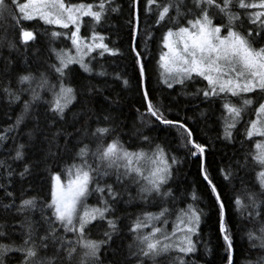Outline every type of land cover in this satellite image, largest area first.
<instances>
[{
  "label": "snow or ice",
  "instance_id": "obj_1",
  "mask_svg": "<svg viewBox=\"0 0 264 264\" xmlns=\"http://www.w3.org/2000/svg\"><path fill=\"white\" fill-rule=\"evenodd\" d=\"M128 7V47L143 108H136L130 129L113 114L119 102L88 79L108 76L103 59L123 55L99 30L121 13L116 0H0V98L20 106L15 119L9 117L10 123L0 129V147L8 153L0 160V209L13 217L0 223V264H105L102 250L106 253L122 231L116 214L121 203L143 207L128 214L126 253L111 264H196L201 245L205 254L210 251L202 236L205 213L194 203L196 192L188 197L193 203L178 206L171 183L182 160L151 135L158 129L174 130L185 155L197 158L198 175L218 209L222 260L235 264L236 234L211 176L209 145L194 137L186 123L191 117L170 116L181 94L207 104L219 101L217 139L236 143V130L243 127L241 147L245 141L250 147L235 170L229 165L219 174L225 182L238 179L241 184L242 194L231 204L245 225L240 231L249 250L257 253L245 264H264V0H131ZM32 21L48 26L43 29L49 37L44 51L34 47ZM85 23L89 30L82 34ZM60 38L71 47L52 46ZM153 41L159 83L173 92L174 85L182 90L170 92L167 101L153 97L147 87L146 61ZM4 49L8 55H2ZM12 53L27 56V67H14ZM113 78L124 88L130 85L121 74ZM81 79L88 82L78 90L74 81ZM197 80L202 85L194 92L183 91ZM96 96L107 104L99 112L89 108ZM81 100L80 110L74 111ZM37 136L40 156L29 159ZM57 161L59 171H53ZM41 168L47 171V197L26 195L23 182ZM241 173H251V179ZM90 197L95 205H89ZM149 205L156 210H148ZM96 221L105 227L99 238H92Z\"/></svg>",
  "mask_w": 264,
  "mask_h": 264
},
{
  "label": "trees",
  "instance_id": "obj_2",
  "mask_svg": "<svg viewBox=\"0 0 264 264\" xmlns=\"http://www.w3.org/2000/svg\"><path fill=\"white\" fill-rule=\"evenodd\" d=\"M120 5L122 11L119 14H113L110 17L109 23H106L103 28L99 29L101 32L109 36L107 41L110 46H116L121 49L123 55L116 57L106 56L102 63L104 69L109 74L104 78H88L91 83L102 87L104 89V95L110 96L112 99L117 100L118 105L113 107V114L119 115L124 121L127 127L130 129L133 123L136 121L137 113L136 108L140 107L141 111V96L137 89V78L133 70V57L130 54L128 47L129 36H128V25L127 20L130 17V9L128 5L131 0H116ZM219 17H217L215 22H219ZM109 24H114L116 27L112 28ZM30 26L36 29L37 41L34 45L35 48H39L44 51L49 45V37L43 35V29L45 26L43 24H38L37 21L30 22ZM247 26V25H246ZM63 31V30H61ZM159 35V33H157ZM52 46L55 47H66L65 43H59L57 41L52 42ZM158 48L156 41L151 44V53L149 60L146 61L147 67V87L153 97L160 98L164 97L167 101L168 94L172 92L173 95L180 93L182 90L179 85H174L175 91L167 89L164 85L159 83V69L156 65V59L158 58ZM2 55H8L6 49L2 50ZM14 59V67L24 68L27 64L23 60L28 59L27 56H23L18 53H12ZM96 63V62H95ZM94 63V64H95ZM34 66V65H33ZM79 71L78 66H73ZM121 74L130 81V85L124 88L120 81L115 80L113 77L115 74ZM83 78L86 76L84 73H80ZM88 79H81L74 81L78 90L82 83H87ZM202 85V82L197 81L189 82L187 87L183 89L185 92H194L198 87ZM177 100L179 103H174L170 116L172 118L180 117H191L187 119L186 123L190 126L194 133V137L199 142H203L209 145L207 162L211 171V176L213 181L217 184L219 191L222 193L224 203L226 206V219L229 222L230 227L236 234L235 240V254L234 260L235 264H245V261L249 258L254 259L257 255L256 252L250 251L248 248V243L246 238L243 237V233L240 231L245 225L240 222V219L235 211L234 206L231 204V200L234 196L239 193L241 188L240 181L238 179L233 180L231 183L225 182L219 174L220 168H228L229 165L235 170L236 161L242 159L243 152L250 147L248 141L244 142L243 148L241 147L240 141L243 139L241 133L243 132V127L238 126L236 130V143L229 144L223 140L217 139V135L220 131L218 117L219 112V101L215 104L202 103L193 97H185L184 95H178ZM82 100L80 104H76L74 111H79L81 108ZM107 107V104L103 101L101 96H96L94 101L89 104L90 109H94L99 112L101 108ZM20 111L19 104H13L9 106L3 98H0V129H2L6 124L10 123L9 117L13 120L16 114ZM251 111V110H250ZM41 120H43L44 112L43 107L39 109ZM201 112H207L204 116H201ZM245 119H249L248 117ZM68 131H73L71 127H68ZM157 138L158 142L163 143L166 148L172 150V152L181 158L182 163L178 166L177 174L171 183V187L176 195L179 197L178 206L183 207L187 203H193L188 197L190 193L196 192L199 197L196 206L202 208L205 215L202 222V236L203 240L208 242V247L210 251L206 254L203 250V245H201V250L196 254L194 259L196 264H224L222 257L225 255V250L222 247V240L218 238V209L215 207L213 199L210 194V190L207 189L205 182L198 175V161L197 158H188L185 155V150L179 147L177 143V136L174 130H163L154 131L151 133ZM21 140L26 138H20ZM126 143L132 145L131 142ZM60 143H63L61 138ZM11 144V141H9ZM41 148V137L37 136L35 145L28 149V158L36 159L40 156ZM8 153L4 147H0V160L6 159ZM70 162V161H69ZM9 163H12L9 161ZM60 161L52 164L53 171H59ZM17 165L13 163L15 168ZM241 175H247L248 179H251V173H241ZM2 179V175H0ZM21 182L19 178H15L14 189L17 195L20 194ZM24 188L27 190L26 195H36L40 198L47 197V171L43 168L34 170L33 175L23 182ZM134 191V189H133ZM126 198V197H125ZM0 199H3L0 197ZM89 205H95L97 203L95 197H90L88 200ZM143 206L140 204H124L121 203L117 206V215L121 217L120 226L122 231L119 235L113 237L111 248L105 253L102 250L101 256L105 261V264H111V262L120 259L122 260L126 253V245L129 242V236L126 231V226L130 223L128 219L129 213H138ZM150 211H155V207L152 205L147 206ZM37 213V217H38ZM13 217L5 213L0 209V223L5 220H12ZM95 227L91 228V237L99 238L104 230V224L101 221H96ZM13 239H18L13 236ZM7 242V240L3 241Z\"/></svg>",
  "mask_w": 264,
  "mask_h": 264
},
{
  "label": "rangeland",
  "instance_id": "obj_3",
  "mask_svg": "<svg viewBox=\"0 0 264 264\" xmlns=\"http://www.w3.org/2000/svg\"><path fill=\"white\" fill-rule=\"evenodd\" d=\"M84 20L85 21H87L88 20V18L87 17H85L84 18ZM88 30H89V26L85 23L83 26H82V28H81V32H82V34H87V32H88ZM63 31H66V30H63ZM57 42H59V43H65V46L67 47V48H70L71 47V45H70V42L69 41H67V40H64L63 38H60V39H58V40H56ZM96 61H93V63H95ZM199 82V80H197V83ZM198 87V86H197ZM251 109H249V112H251L250 111ZM205 114H207V112H204ZM252 118L251 116H246V118Z\"/></svg>",
  "mask_w": 264,
  "mask_h": 264
}]
</instances>
